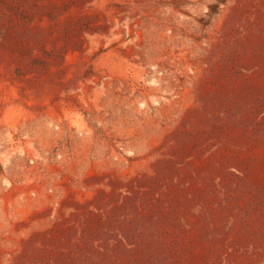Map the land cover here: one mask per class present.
Returning a JSON list of instances; mask_svg holds the SVG:
<instances>
[{"label": "rangeland", "instance_id": "obj_1", "mask_svg": "<svg viewBox=\"0 0 264 264\" xmlns=\"http://www.w3.org/2000/svg\"><path fill=\"white\" fill-rule=\"evenodd\" d=\"M0 264H264V0H0Z\"/></svg>", "mask_w": 264, "mask_h": 264}]
</instances>
